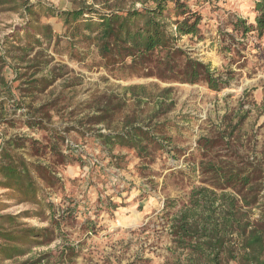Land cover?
<instances>
[{
	"label": "trees",
	"instance_id": "1",
	"mask_svg": "<svg viewBox=\"0 0 264 264\" xmlns=\"http://www.w3.org/2000/svg\"><path fill=\"white\" fill-rule=\"evenodd\" d=\"M0 9L20 12L24 18V23L16 26L11 35V41L17 44L15 51H21L15 63L20 67L13 69L15 75L10 81L0 68V92L5 93L0 97V117L13 99L15 109L28 112L24 125L30 130H43L47 135L45 141L19 136L1 140L0 188L5 191L6 200L34 206L18 215L0 213V264H3L28 256L37 246L64 239L67 234L63 223L83 213L78 201L69 199L70 203L62 207L52 200L65 186L60 171L81 160L79 147L67 142L66 134L74 130L80 137L87 134L76 127L60 129L51 123L56 105L66 98L65 89L74 86L68 83L67 72L71 69L65 63H56V55L84 62L91 53L98 65L116 80H157L151 85L160 88L158 95H153L149 85L130 84L120 85L121 91L94 93L91 98L87 109L93 112L88 113L84 122L89 126L107 124L128 106V100L136 103L135 109L123 117L120 129L109 128L96 134L102 150L117 163L120 154L113 153L116 148L153 160L173 143L168 134L170 126L164 121L153 122L169 111L170 105L164 108L163 104L174 88H161L160 82L201 83L220 92L231 86V80L228 74L193 57L179 45L180 39L187 35L203 38L202 14L192 7L190 0H93L92 4L83 3L71 9H59L43 0H0ZM254 11L255 23L237 17L231 23L232 30L242 37L256 33L257 39L262 40L264 0H255ZM51 17L62 22L63 33L43 21ZM224 48L233 51L231 46ZM0 60H5V56L0 54ZM16 82L19 97L12 86ZM56 86L58 92H52L51 88ZM45 93L50 95L49 100L36 104L38 96ZM154 96L159 101L147 121L142 104ZM236 127L228 136L224 132L215 139L197 140L195 150L200 160L194 170L203 177L202 185L192 189L188 203L171 224L176 245L190 251V264H264V160L245 157L239 151L232 154L218 151L208 158L214 148L228 144ZM172 150L182 152L173 147ZM7 204L0 202V212L8 208ZM107 206L118 207L113 201ZM255 211L257 216L252 219ZM24 217L37 218L46 225H24L19 221ZM85 225L89 233L95 231L92 223ZM62 253L65 258L78 254L74 246ZM40 263L38 260L33 264Z\"/></svg>",
	"mask_w": 264,
	"mask_h": 264
},
{
	"label": "rangeland",
	"instance_id": "2",
	"mask_svg": "<svg viewBox=\"0 0 264 264\" xmlns=\"http://www.w3.org/2000/svg\"><path fill=\"white\" fill-rule=\"evenodd\" d=\"M43 1L59 9L93 3V0ZM190 4L202 14L203 38L187 35L180 39L179 45L193 57L210 62L214 69L228 74L231 86L216 92L201 83L160 82L161 88H174L163 104L164 108L170 105L169 111L154 118L153 122L164 121L170 126L168 134L173 137V143L153 160L141 159L135 152L116 148L113 153L120 154L117 163L102 150L96 134L109 128L120 129L123 117L135 109L136 103L128 100V106L107 124L89 126L84 122L88 113L93 112L87 109L91 98L94 93L121 91L120 85L130 84L149 85L153 95H158L160 88L151 85L157 80H116L98 65L91 53L84 62L56 55V63H65L71 69L67 72L68 83L74 86L65 89L66 98L56 105L51 123L60 129L76 127L87 134L80 137L75 130L66 134L67 142L79 147L81 160L60 171L65 186L62 193L52 196V200L62 207L70 203L69 199L78 201L83 213L63 223L67 234L64 239L37 246L28 256L3 264H33L38 260L40 264H190V251L176 245L171 224L173 217L188 203L192 189L202 185L203 177L194 170L200 160L195 150L197 140L200 137L215 139L224 132L228 136L237 125L228 144L214 148L208 158L218 151L223 154L239 151L245 157L264 160V39L258 40L256 33L242 37L231 26L237 17L255 23V0H190ZM43 21L51 23L59 33L65 31L62 22L55 17ZM23 23L20 12L0 9V54L5 56V60H0V68L9 81L14 78L13 69L20 67L15 63L16 55L21 53L15 51L17 44L11 41V35L15 27ZM6 38L9 39L7 43ZM227 46L233 51L225 50ZM17 85L18 82L12 84L19 97ZM58 90V86L51 88L52 92ZM4 95L0 92V97ZM49 96L48 93L40 94L36 104L49 100ZM157 97L142 104L147 121L159 101ZM13 101L6 104L0 117V143L3 137L10 136L47 140L45 131L30 130L24 125L28 112L15 109ZM6 198L5 191L0 188V202L8 203V208L0 213L18 215L34 208L30 203L19 204ZM112 201L117 208L107 206ZM255 213L252 219L257 216V211ZM19 221L33 227L46 225L31 217ZM86 222L93 224L94 232L85 229ZM72 246L78 254L75 258H65L62 251Z\"/></svg>",
	"mask_w": 264,
	"mask_h": 264
}]
</instances>
